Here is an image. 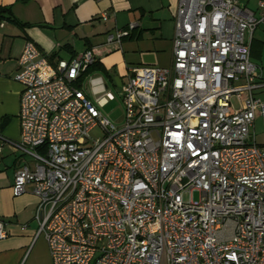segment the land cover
<instances>
[{
  "label": "built area",
  "instance_id": "obj_1",
  "mask_svg": "<svg viewBox=\"0 0 264 264\" xmlns=\"http://www.w3.org/2000/svg\"><path fill=\"white\" fill-rule=\"evenodd\" d=\"M247 1L178 0L171 64L131 69L120 128L100 113L114 98L103 80L96 102L78 86L93 51L53 65L25 42L14 146L27 159L12 193L31 186L52 264H264V147L252 134L264 74L250 60L264 0L255 11ZM96 127L100 139L89 137Z\"/></svg>",
  "mask_w": 264,
  "mask_h": 264
},
{
  "label": "crops",
  "instance_id": "obj_2",
  "mask_svg": "<svg viewBox=\"0 0 264 264\" xmlns=\"http://www.w3.org/2000/svg\"><path fill=\"white\" fill-rule=\"evenodd\" d=\"M257 1L246 5L255 11ZM177 4L178 0H0V9L9 10L2 14L6 24L0 28V220L7 233L0 241V264H52L43 236L36 237L38 201L31 186L21 196L12 193L14 173L27 159L14 146L20 139L22 88L13 77L25 42H33L53 65L91 50L108 76L122 83L133 68L170 66ZM103 13L109 15L105 22ZM129 24L136 27L119 47L106 44L108 33ZM250 60L264 74V25L252 35Z\"/></svg>",
  "mask_w": 264,
  "mask_h": 264
},
{
  "label": "rangeland",
  "instance_id": "obj_3",
  "mask_svg": "<svg viewBox=\"0 0 264 264\" xmlns=\"http://www.w3.org/2000/svg\"><path fill=\"white\" fill-rule=\"evenodd\" d=\"M97 79L103 80L102 85L106 87L105 92L110 93L114 97L112 101L108 102L100 109V113L110 123L114 124L117 128H120L124 120V106L121 100V90L119 87L114 85L112 79H110L108 75L106 76L96 71L87 72L82 76L80 89L86 93L92 101L96 102L99 97L104 95V93H95V90L100 87V84L93 83V81ZM233 106L238 108V103L235 99L233 100ZM252 134L254 135L256 144L260 147H264V121H262L261 118H257L254 121ZM102 136L103 132L100 127H96L89 133V137L92 139H100ZM184 198L186 200L187 196H184ZM193 198L194 200H198V194L194 193Z\"/></svg>",
  "mask_w": 264,
  "mask_h": 264
},
{
  "label": "trees",
  "instance_id": "obj_4",
  "mask_svg": "<svg viewBox=\"0 0 264 264\" xmlns=\"http://www.w3.org/2000/svg\"><path fill=\"white\" fill-rule=\"evenodd\" d=\"M24 1H26V0H24ZM8 11L9 10H7L5 8L0 9V18H1L3 13L8 12ZM94 71L99 72V73L106 75V76L108 75L106 73L105 69L98 62H96L93 66H91L87 72H94ZM110 79H112V78L110 77ZM78 86L80 87V82L78 83Z\"/></svg>",
  "mask_w": 264,
  "mask_h": 264
},
{
  "label": "water",
  "instance_id": "obj_5",
  "mask_svg": "<svg viewBox=\"0 0 264 264\" xmlns=\"http://www.w3.org/2000/svg\"><path fill=\"white\" fill-rule=\"evenodd\" d=\"M113 81H114V84L120 88L121 86V81L119 79V77H113Z\"/></svg>",
  "mask_w": 264,
  "mask_h": 264
}]
</instances>
